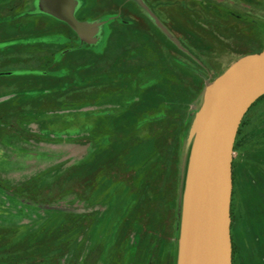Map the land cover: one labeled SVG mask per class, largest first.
I'll use <instances>...</instances> for the list:
<instances>
[{"label": "rangeland", "instance_id": "obj_1", "mask_svg": "<svg viewBox=\"0 0 264 264\" xmlns=\"http://www.w3.org/2000/svg\"><path fill=\"white\" fill-rule=\"evenodd\" d=\"M0 4V41L21 42L0 46V264H178L197 115L208 84L264 48V0H76L79 20L119 13L141 28L103 23L90 44L33 0ZM25 22L32 31L13 29ZM37 24L75 36L66 60L23 43ZM41 61L70 74L57 85L10 70ZM238 139L235 237L248 264L264 245V97Z\"/></svg>", "mask_w": 264, "mask_h": 264}, {"label": "water", "instance_id": "obj_2", "mask_svg": "<svg viewBox=\"0 0 264 264\" xmlns=\"http://www.w3.org/2000/svg\"><path fill=\"white\" fill-rule=\"evenodd\" d=\"M83 41L95 43L102 21L76 17V0H41ZM264 95V50L237 60L208 84L193 128L183 196L178 264H233V159L241 123Z\"/></svg>", "mask_w": 264, "mask_h": 264}, {"label": "trees", "instance_id": "obj_3", "mask_svg": "<svg viewBox=\"0 0 264 264\" xmlns=\"http://www.w3.org/2000/svg\"><path fill=\"white\" fill-rule=\"evenodd\" d=\"M30 13L31 12H29V14ZM26 14H22V15H26ZM32 14H34V13H32ZM165 15L167 16L168 21L172 24V27L173 28H176L175 27V24H179V27H181L180 23H182V24L184 23L180 19L181 14H179V12L176 9H172V8L166 9L165 10ZM10 16H11V19H12V18L18 17L20 15L13 14V15H10ZM10 16H6L5 18H8L9 19ZM111 16H114V14H112ZM56 20H58V19H56ZM187 22H189V21L187 20ZM25 23L26 24H24V23L23 24H20V25H23L24 28H22L20 26L19 27L18 26H15L14 28L17 31L22 30V32L23 31H25V32L32 31V27L30 26L31 24L28 23V22H25ZM107 24L108 25H111L110 26V29H109V32L111 31V33L112 32H117L119 30L124 29V26H126V25H128L130 27L133 25L132 29L129 30L132 33H134V31L136 29H138V30L141 29L138 26H134L135 23L134 22L132 23L131 20L128 21V22H125L123 20H120L119 19V16L118 17L117 16H114L113 18H111L110 16L107 17ZM192 24L194 26H196V27L198 26V24H195L194 22H192ZM38 26H40V27H38ZM182 27H184V25ZM36 29H37V33L36 34H34V33H33L34 35L33 34H26L25 38H23L24 39L23 43H27V44L37 43V44H40L41 47H42V50H43V47H44V49L47 48V47H49L53 51V54H55L56 63L58 61L63 62V60H66V58H68V56L72 53V51H74V49L72 48V46L74 44L71 43V42H73V38H75V36L73 34H70V30H68L67 32L65 30H64L65 31L64 32L61 28H59V29L56 28V29L49 30V28H47V26H43L41 24H39V25L37 24V28ZM127 29H129V28H127ZM133 36L130 34L131 40H129V41H134V40H132V38L134 39ZM127 37H129V36L127 35ZM16 39L19 40L20 38H11V39H9V41H12V42L15 41V42L10 43V44H4L8 39L7 40L0 41V46L1 47H7L8 45L11 46V45L20 44L21 42L16 41ZM120 43H122V41H120ZM119 46L121 47V46H123V44H121ZM262 50H264V48L258 49L255 52H259V51H262ZM118 51L120 52L119 53V56H120L122 54V50L121 49L120 50L117 49L115 52H118ZM25 54H27L28 56L33 55V54H31L30 51L27 52V53H25ZM17 55H19V54H17ZM13 57H17V56H15L13 54L9 55V58H13ZM115 57H116V55H115ZM90 60H91L90 56H88V55L85 54L84 57H83V59H80L79 62H81V61L82 62H89ZM41 64H44L45 65L44 66L45 68L38 69V68H34V67H25V66H22L21 67L20 66V67H15V68L10 69V70L11 71L19 70V71H22L24 73H33V72H36L38 75H40V78H42L40 82L46 81L44 79L45 77H43V76H47V75L48 76H52L55 79L57 78V82H56L57 85H60L61 84L60 80L63 79L65 76H69V74H70L69 72L71 71V69H69L70 64H67L66 66H64V68L62 67L60 69H55L56 67L51 66L52 65V62H43V61H41ZM53 64H54V62H53ZM46 67H48V68H46ZM49 67L51 68L50 70H49ZM263 97H264V95L260 99H262ZM259 100H257V101H259ZM257 101L253 104V106L257 103ZM248 112H247V114H248ZM246 115H245V117H246ZM245 117H244V119H245ZM244 119H243V121L241 123V126L239 128L238 136H240L243 133ZM238 136H237V141L239 140L238 139Z\"/></svg>", "mask_w": 264, "mask_h": 264}, {"label": "flooded vegetation", "instance_id": "obj_4", "mask_svg": "<svg viewBox=\"0 0 264 264\" xmlns=\"http://www.w3.org/2000/svg\"><path fill=\"white\" fill-rule=\"evenodd\" d=\"M40 2H41V0H36V8H37L38 11H40V10L43 11L42 8H41V6H40L41 5ZM79 7L80 6H76V13H77ZM42 14L50 15V16H52V17L55 18V16H53L52 14H50V13H48L46 11H43ZM118 14L119 13H114V16H118ZM10 18H11V16H10ZM79 37H80V35H79ZM84 43L85 44H90V43H88L86 41H84ZM29 48H30V50H33L34 49L32 46H30ZM235 148H236V145H235ZM235 165H236V161H235V158H234L233 159V180H234V188H233V196H232V225H231V231H232V240H233V264H238L239 261H240V257H239L238 242H237L236 237H235V226L236 225L239 226L240 225V223H239L240 221L236 218L237 217V211H238V202H237V197H236V195H237V179H236V174H235ZM263 233H261V234H263ZM259 240H260L259 246L258 247H254V248H256V250H254V252L251 255V256H254V258H255L256 256H258L257 254H259V257H258L259 260L257 261L255 259H253L251 261H248V264H264V245H262L263 238L260 237ZM131 262L132 261H130L129 264H132Z\"/></svg>", "mask_w": 264, "mask_h": 264}, {"label": "crops", "instance_id": "obj_5", "mask_svg": "<svg viewBox=\"0 0 264 264\" xmlns=\"http://www.w3.org/2000/svg\"><path fill=\"white\" fill-rule=\"evenodd\" d=\"M34 1V3H35V5H36V0H33ZM1 5V4H0ZM14 6H11V10H14ZM8 13V12H7ZM11 13V12H10ZM9 13V14H10ZM35 13H37V14H42L43 13V11H36ZM12 14H15V15H21L22 13H12ZM63 21V20H62ZM134 21H137L138 22V19L137 18H134ZM107 23V22H106ZM105 23V24H106ZM142 25H144V23H142ZM13 29H15V28H13ZM21 77H23V75L22 76H17V77H15V78H13V79H19V78H21ZM37 78H40V77H34V79H37Z\"/></svg>", "mask_w": 264, "mask_h": 264}]
</instances>
